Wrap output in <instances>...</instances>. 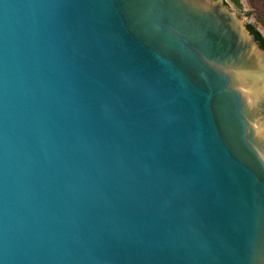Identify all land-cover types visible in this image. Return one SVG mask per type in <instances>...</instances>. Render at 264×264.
Segmentation results:
<instances>
[{"label":"water","instance_id":"water-1","mask_svg":"<svg viewBox=\"0 0 264 264\" xmlns=\"http://www.w3.org/2000/svg\"><path fill=\"white\" fill-rule=\"evenodd\" d=\"M0 264H264V50L223 0H0Z\"/></svg>","mask_w":264,"mask_h":264},{"label":"rangeland","instance_id":"rangeland-1","mask_svg":"<svg viewBox=\"0 0 264 264\" xmlns=\"http://www.w3.org/2000/svg\"><path fill=\"white\" fill-rule=\"evenodd\" d=\"M223 1L225 9L236 16L243 27L246 24L252 25L264 39V25L259 22H264V4L259 0H239V6H234L228 0Z\"/></svg>","mask_w":264,"mask_h":264},{"label":"trees","instance_id":"trees-1","mask_svg":"<svg viewBox=\"0 0 264 264\" xmlns=\"http://www.w3.org/2000/svg\"><path fill=\"white\" fill-rule=\"evenodd\" d=\"M230 3H232L234 6H239V0H228ZM262 4H264V0H259ZM259 22L264 25L263 20H259ZM244 28L250 33L253 34L255 41L260 45V47L264 50V39L262 36L255 30V28L250 25L246 24Z\"/></svg>","mask_w":264,"mask_h":264}]
</instances>
